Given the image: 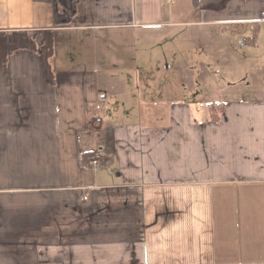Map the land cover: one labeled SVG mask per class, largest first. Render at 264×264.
<instances>
[{
    "label": "crops",
    "instance_id": "0c3cea01",
    "mask_svg": "<svg viewBox=\"0 0 264 264\" xmlns=\"http://www.w3.org/2000/svg\"><path fill=\"white\" fill-rule=\"evenodd\" d=\"M162 1L0 0V264H264V87L204 99L134 31L254 48L264 0Z\"/></svg>",
    "mask_w": 264,
    "mask_h": 264
},
{
    "label": "rangeland",
    "instance_id": "374dc122",
    "mask_svg": "<svg viewBox=\"0 0 264 264\" xmlns=\"http://www.w3.org/2000/svg\"><path fill=\"white\" fill-rule=\"evenodd\" d=\"M167 2L168 0L162 1L161 6L164 9L168 8ZM161 28L162 25H151L147 29H134L139 34H142V30L144 32V37H139L142 44H138L137 46L139 48L138 53L143 57L146 55L153 56L155 59L153 61L156 62L150 67H154V69L158 67L163 69V66L165 68L166 61L172 63L175 67L180 62L184 61L185 64L188 62L189 67L185 66L183 68L185 69L184 73L187 72V69H190V71H194V76L189 78L173 76L170 79L178 83H185L186 85L202 86L200 94H203L202 97L204 99L207 95H213L214 99L226 101L249 98L258 94L254 92L253 87L255 85L264 87V77L256 78L257 76L253 74V71L259 69L256 68L257 63H254L253 68L250 67L253 64L247 60L248 54L251 52L256 55L264 54V44L261 41L254 48L250 44L242 48L241 41L243 39L238 40L232 35H224L220 46L214 44L216 43L213 42L215 38L211 37H208V41H206L208 44L201 45L197 42L199 38L197 34L190 41L183 40L184 35H186L184 31H187L188 28L186 26L169 27V30L165 32L159 31ZM191 30L194 32V29ZM247 34L251 36V30ZM160 37L166 38L161 42L150 43L149 41L150 38L155 40ZM263 37L264 32L262 34ZM211 49H215L217 53L213 54ZM164 55H166L167 60ZM157 59H159V62ZM139 63L142 62L140 61ZM150 63L148 62V64ZM248 64L250 65L248 66ZM174 74L175 72L169 75L172 76Z\"/></svg>",
    "mask_w": 264,
    "mask_h": 264
},
{
    "label": "trees",
    "instance_id": "16d2710c",
    "mask_svg": "<svg viewBox=\"0 0 264 264\" xmlns=\"http://www.w3.org/2000/svg\"><path fill=\"white\" fill-rule=\"evenodd\" d=\"M195 3H199V0H194ZM220 103H216V102H210L209 105L207 107H209L210 111L212 112V119H216L218 118V113H219V108H220ZM95 150L94 151H88L85 150L84 151V161L88 160L90 157H93L95 155Z\"/></svg>",
    "mask_w": 264,
    "mask_h": 264
},
{
    "label": "built area",
    "instance_id": "2783aa9c",
    "mask_svg": "<svg viewBox=\"0 0 264 264\" xmlns=\"http://www.w3.org/2000/svg\"><path fill=\"white\" fill-rule=\"evenodd\" d=\"M99 120V118L97 119ZM101 161V158L99 155H94L92 158H91V161L89 162L93 167L97 168V167H100L102 165V163L100 162ZM88 198L87 195H83L82 196V199L83 200H86Z\"/></svg>",
    "mask_w": 264,
    "mask_h": 264
}]
</instances>
